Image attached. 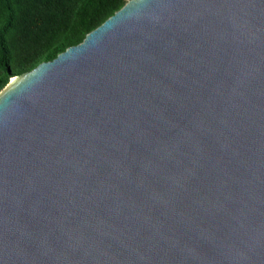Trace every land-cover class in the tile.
Listing matches in <instances>:
<instances>
[{"label":"water","instance_id":"water-1","mask_svg":"<svg viewBox=\"0 0 264 264\" xmlns=\"http://www.w3.org/2000/svg\"><path fill=\"white\" fill-rule=\"evenodd\" d=\"M0 264H264V0H127L10 78Z\"/></svg>","mask_w":264,"mask_h":264},{"label":"trees","instance_id":"trees-1","mask_svg":"<svg viewBox=\"0 0 264 264\" xmlns=\"http://www.w3.org/2000/svg\"><path fill=\"white\" fill-rule=\"evenodd\" d=\"M126 1L0 0V90L80 43Z\"/></svg>","mask_w":264,"mask_h":264}]
</instances>
